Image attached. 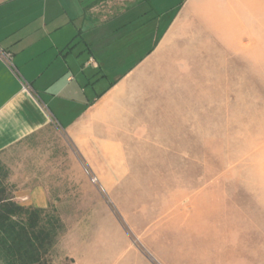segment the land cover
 <instances>
[{
  "label": "crops",
  "instance_id": "crops-1",
  "mask_svg": "<svg viewBox=\"0 0 264 264\" xmlns=\"http://www.w3.org/2000/svg\"><path fill=\"white\" fill-rule=\"evenodd\" d=\"M221 4L237 9L233 34L245 32V24H264V0ZM165 13L164 0H0V153L50 127L69 142L64 166L51 159L4 161L18 203L57 208L65 226L57 245L73 264H102L108 253L99 245L102 218L109 228L118 226L80 162L118 193L121 183L134 181L133 169L158 167L126 159L127 151L185 150L148 137L187 135L189 58L236 50L227 36L212 38L208 22L197 25V34L182 25V10L161 31ZM138 54L118 65V57ZM243 184L242 206L224 210L222 218L216 210L204 220L200 193L183 187L161 214L148 215L146 231L161 241L163 258L170 264H264V178L245 177ZM109 246L112 251L118 242Z\"/></svg>",
  "mask_w": 264,
  "mask_h": 264
},
{
  "label": "rangeland",
  "instance_id": "rangeland-1",
  "mask_svg": "<svg viewBox=\"0 0 264 264\" xmlns=\"http://www.w3.org/2000/svg\"><path fill=\"white\" fill-rule=\"evenodd\" d=\"M164 2L167 13L161 31L182 10V25L189 29L192 26L197 34V25L208 22L214 33L212 38L217 34L227 36L236 50L234 54L229 52L219 57L203 56L194 61L189 58L187 135L148 137L156 144L180 143L185 150L127 151L126 159L153 161L158 167L133 169L134 181L121 183L118 193L100 182V185L90 182L98 191L99 202L107 206L118 224L116 229H111L107 217L102 218L105 227L100 229L99 245L108 252L102 264H170L163 258L161 241L149 235L146 226L148 215L156 217L172 205L170 195L179 187L186 193H200L197 207L203 211L204 220H208L216 210L222 218L226 214L224 210L242 206L237 194L243 190L245 177H251L252 181L264 178V24H245V32L233 34L230 22L237 9L223 6L222 0H180L181 5L185 4L183 8H179V0ZM211 41L210 38L212 44ZM216 43L218 48H224L223 42ZM121 58L122 62L118 57V65L126 66L141 56ZM70 148L63 134L50 127L16 144L1 159L9 168L10 176L11 169L6 162L23 161L33 165L36 160L51 159L64 166L71 159ZM75 160L80 161L77 154ZM80 164L86 176L84 167L87 166ZM175 164L180 167H173ZM49 205L54 206L51 202ZM114 240L118 247L111 251L109 245ZM57 243L51 263L73 264Z\"/></svg>",
  "mask_w": 264,
  "mask_h": 264
},
{
  "label": "trees",
  "instance_id": "trees-1",
  "mask_svg": "<svg viewBox=\"0 0 264 264\" xmlns=\"http://www.w3.org/2000/svg\"><path fill=\"white\" fill-rule=\"evenodd\" d=\"M0 153V262L52 264L51 254L64 223L55 206H24L14 198L15 184Z\"/></svg>",
  "mask_w": 264,
  "mask_h": 264
},
{
  "label": "built area",
  "instance_id": "built-area-1",
  "mask_svg": "<svg viewBox=\"0 0 264 264\" xmlns=\"http://www.w3.org/2000/svg\"><path fill=\"white\" fill-rule=\"evenodd\" d=\"M9 58V55H6V59L9 60ZM84 172L88 176L91 183L95 185H100L98 177L92 171H90L88 167H84Z\"/></svg>",
  "mask_w": 264,
  "mask_h": 264
}]
</instances>
